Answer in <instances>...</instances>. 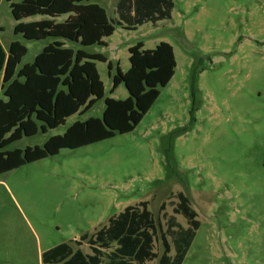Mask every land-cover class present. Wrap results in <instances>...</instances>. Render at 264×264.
<instances>
[{"label": "rangeland", "instance_id": "374dc122", "mask_svg": "<svg viewBox=\"0 0 264 264\" xmlns=\"http://www.w3.org/2000/svg\"><path fill=\"white\" fill-rule=\"evenodd\" d=\"M172 1L171 20L135 31L116 27L107 47L84 48L111 60L113 76L117 65L129 68L128 47L138 42L173 47L175 74L139 125L0 175V264H42L40 251L94 234L143 201L163 231L170 216L187 228L173 212L178 193L200 223L182 264H264V0ZM95 3L115 18L111 0ZM16 24L10 2L0 0V45L6 53L12 41L27 48L21 68L52 40L27 41L14 34ZM96 67L105 97L126 99L123 84L110 94L107 63ZM196 68L203 71L193 93ZM104 107L101 99L83 116L9 149L42 146L76 121L101 118ZM154 251H163L160 240Z\"/></svg>", "mask_w": 264, "mask_h": 264}, {"label": "trees", "instance_id": "16d2710c", "mask_svg": "<svg viewBox=\"0 0 264 264\" xmlns=\"http://www.w3.org/2000/svg\"><path fill=\"white\" fill-rule=\"evenodd\" d=\"M6 1L10 2L11 15L17 22L15 35L27 41L51 39L52 42L31 64L21 68L18 65L27 48L12 41L6 53L0 45V175L55 156L62 149L74 150L132 132L159 97L160 89L175 74L174 50L166 42H160L152 50H143L142 42L130 47L129 69L122 72L117 65L113 76V65L104 55L84 50L105 46L103 39L111 37L116 27L131 31L146 23L155 25L170 20L172 0H115L117 20L110 19L96 0ZM36 16L44 19L22 22ZM62 16L68 17L57 22ZM64 41L82 48L65 47ZM95 62L107 63L108 75L112 76L110 94L123 84L128 92L126 99L104 97V85ZM202 71L194 69L193 93L197 74ZM101 99L105 106L101 118L76 121L62 135L50 137L42 146L9 149L23 137L46 134L76 114L83 116ZM177 199L173 212L185 218L187 228L170 216L163 231L148 209V202L143 201L111 217L94 234H83L72 241L75 246L86 243L91 255L74 251L63 243L44 252L42 261L45 264H147L157 260V264H182L200 223L190 199L183 193H178ZM160 208L164 209V205ZM157 240L163 246L161 254L154 251ZM172 249L174 254L170 256Z\"/></svg>", "mask_w": 264, "mask_h": 264}, {"label": "crops", "instance_id": "0c3cea01", "mask_svg": "<svg viewBox=\"0 0 264 264\" xmlns=\"http://www.w3.org/2000/svg\"><path fill=\"white\" fill-rule=\"evenodd\" d=\"M113 3H114V13H115V18H112L113 20H117L118 18H117V13H116V5H117V2L115 1V0H111ZM106 11V10H105ZM106 13H107V15H108V12L106 11ZM68 16H62V17H60V18H58V19H56V21L57 22H62V21H64L66 18H67ZM108 17H109V15H108ZM110 18V17H109ZM29 19V18H28ZM42 19H44V17H41L40 16V18H38L36 21H40V20H42ZM111 19V18H110ZM171 19H172V15H171ZM170 19V20H171ZM24 20H26V19H24ZM163 21H165V20H163ZM32 22H34V21H32ZM159 22H161V21H159ZM158 22V23H159ZM24 23H29V22H24ZM158 23H156L155 24V26H157V24ZM146 24H148V23H146ZM151 24V23H150ZM152 25V24H151ZM154 26V25H153ZM119 28H121L122 30H125L123 27H119ZM137 28L138 27H136V29L135 30H137ZM135 30H131V31H135ZM125 31H130V30H125ZM115 32V31H114ZM114 34V33H113ZM106 39L107 38H105V39H103L104 40V42H105V46H98V47H101V48H105V47H107L108 46V44H107V42H106ZM64 43H65V47H69V48H74V49H78L77 48V45H71V43L70 42H68V41H64ZM143 44V43H142ZM48 45V44H47ZM158 45V44H157ZM156 45V46H157ZM155 46V47H156ZM94 47V46H93ZM130 47H132V46H130ZM130 47H128V49L130 48ZM89 48H91V47H89ZM154 49V48H153ZM143 50H152V49H145L144 48V44H143ZM92 54H101V55H104V54H102V53H97V52H95V53H92ZM105 56V55H104ZM106 57V56H105ZM107 58V57H106ZM129 58V57H128ZM107 60H108V62H111V64L113 65V62L111 61V60H109L108 58H107ZM95 64H96V62H95ZM119 66V65H118ZM129 67H130V65H129ZM97 68V67H96ZM120 68V67H119ZM113 69H114V66H113ZM129 69V68H128ZM127 69V70H128ZM121 70V69H120ZM126 70V71H127ZM98 71V70H97ZM113 71V70H112ZM122 71V70H121ZM126 71H124V72H126ZM123 72V71H122ZM104 85V84H103ZM118 88V87H117ZM116 88V89H117ZM115 89V90H116ZM104 93H105V89H104ZM105 97V96H104ZM106 98V97H105ZM118 100V99H117ZM79 239V238H78ZM78 239H74V240H71V241H69L68 243H66V244H69L70 246H72V248H73V250L75 251V250H80L84 255H91V250H90V248H89V246L86 244V243H83L82 245H80V246H75L73 243H72V241H76V240H78ZM61 244H63V243H61ZM60 245V244H59ZM56 246H58V245H56ZM56 246H54V247H56ZM84 246H86L87 247V250H84ZM54 247H51V248H48V249H45L44 251H40V254H41V263L42 264H45L43 261H42V255H43V253L44 252H47V251H49L50 249H52V248H54Z\"/></svg>", "mask_w": 264, "mask_h": 264}]
</instances>
